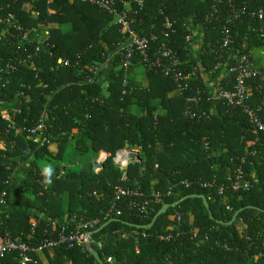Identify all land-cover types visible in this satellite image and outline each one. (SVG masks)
Returning <instances> with one entry per match:
<instances>
[{
	"label": "trees",
	"instance_id": "1",
	"mask_svg": "<svg viewBox=\"0 0 264 264\" xmlns=\"http://www.w3.org/2000/svg\"><path fill=\"white\" fill-rule=\"evenodd\" d=\"M0 1L21 24L19 31L10 33L0 25V191L6 190L9 207V218L2 226L26 236L34 218L37 242L46 236L51 220L73 213L100 215L109 204L114 184L139 185L145 194L159 191L163 197L143 217L132 207L120 205L122 213L94 232L105 243L99 251L103 261L111 255L114 261L109 264H264V134L253 133L247 116L239 109L231 110L224 99H207L206 73L217 63L219 52L213 40L226 24L228 9L242 0L132 4L137 10L132 15L137 33L157 35L178 53L180 69L195 68L196 76L181 92L176 91L178 84L171 75L152 64L160 42L151 43L149 62L134 58L125 78L119 27L110 14L90 2L52 0L49 6L54 12L49 13L46 0ZM246 1L253 8L264 7V0ZM32 10H38V15L33 17ZM166 19L175 29L169 41L160 34ZM247 19L258 26L254 18L231 25L232 49L250 51L264 45L258 33L248 29ZM185 21L191 27H203L214 51L205 42L201 47L184 42ZM63 24L69 27L63 29ZM47 28L49 35L43 37L39 50L37 37L30 42L16 40L24 31L35 36ZM139 66L145 84L134 75ZM216 81L228 87L223 80ZM250 87L251 102L261 105L263 114L264 80L254 78ZM197 89L202 96L199 108L186 101ZM188 106L204 110L207 117L192 119L185 113ZM2 110L9 119L2 116ZM40 119L45 127L39 130L40 141L34 142L29 130ZM134 147L141 154L128 164L126 180H121L113 156L119 149ZM101 151L107 157L96 171L93 163L98 156L104 157ZM238 167L249 187H228L220 193L219 185H229ZM45 169L51 170L50 176H45ZM203 182L208 185L202 186ZM190 194L206 197L212 217L201 198H186L169 207L152 227H135L148 224L163 204ZM241 208L236 220L228 224ZM168 235V239L160 238ZM50 261L99 264L93 255L65 246L55 248Z\"/></svg>",
	"mask_w": 264,
	"mask_h": 264
},
{
	"label": "built area",
	"instance_id": "2",
	"mask_svg": "<svg viewBox=\"0 0 264 264\" xmlns=\"http://www.w3.org/2000/svg\"><path fill=\"white\" fill-rule=\"evenodd\" d=\"M51 1L46 0V11L49 13L54 12V9L49 6ZM83 1H88L100 10L110 14L114 24L118 25L120 32L118 45L122 54L120 66L124 69L125 78L134 58L138 56L143 61L149 62L148 51L150 45L156 42H160V45L158 47V54L155 56L152 64L159 65L163 68L166 75L173 77L178 84L176 91L181 92L186 88L188 81L196 76L195 68L184 71L178 67V65L182 64L178 53L171 46L166 45L164 40H158L159 37L155 34L146 36L137 33L132 19V15L136 14L137 10L132 7V4L142 5L143 0ZM31 14L33 17L38 15V10H32ZM243 18H254L258 22V26L254 27L251 19H247V27L251 31L257 32L262 38V43H264V7L259 5L253 8V5L246 0L232 5L228 9L226 24L223 26L220 36H217L213 40V44L219 52L216 54L218 57L217 63L206 73V82L210 89V94L207 96V99H224L231 110L239 109L247 116L249 129L253 133L262 132L264 134V113L262 114L260 111L261 105H257V107L253 106L251 102L252 94L250 93L251 80L257 77L264 80V48H262L264 45L255 46L250 51L239 48L232 49L231 47L230 26ZM0 25L3 26L7 33L16 32L21 29L18 17L2 1H0ZM182 25L186 31L184 36L185 43H191L194 47L196 44H200L199 47H201L205 42L206 46L210 47L211 51H214L212 48V40L203 35L202 26L195 25L191 27L186 21ZM174 31L173 23L169 19H166L160 31L161 38L164 37L165 40L169 41ZM36 32L37 30L35 29L32 33L35 34ZM48 35V28L42 32V35L35 36H30L28 31H24L20 36L16 37V40L18 42H30L31 38L36 39L37 37L39 45L36 47V50H39L41 48L40 43L44 41L43 37ZM9 42L10 40L7 41V43ZM243 42L246 43L247 38ZM203 48L205 49V47ZM256 49L262 52L261 61L257 59V55L255 54ZM194 53L197 54L199 52L195 50ZM27 60L25 59L24 63H28ZM197 60H200V58H197ZM61 61V59H58V63ZM220 67H222V71H220ZM7 68L13 70L14 66L7 65ZM216 79L219 81L223 80L228 87H224ZM183 82L184 84H182ZM201 97L200 90L197 89L195 95L186 97V101L193 102L194 106L199 108L198 100ZM185 113L197 121L207 117L204 110L195 109L192 106H188ZM1 114L5 119H9L7 111L2 110ZM44 127L45 125L42 119H40L39 124L29 130V137L33 135L34 142L40 141L39 130ZM1 145L3 147L4 143H1ZM104 154V157L99 156L94 162H99L103 165V161L107 157V154ZM262 158L264 161V155ZM137 159H139L137 152H133L130 148H123L116 151L113 156V162L121 172V180H126L128 164ZM181 183L189 186V183L185 180L181 181ZM207 185V183H202V186ZM249 185L250 182L245 177L243 169L238 167L233 172L229 185H219V192L223 193L228 187L232 190L245 189ZM169 193L170 190H168L167 194ZM93 194H96V192H93ZM162 197L163 193L159 191H152L150 194H145L139 185L137 187H128L121 184H114L112 186L111 196L109 197V204L105 209L100 211V215L90 217L86 213H73L72 215L62 216L57 220H51L49 229L45 231L46 236L36 242L34 231L36 221L34 218L31 219V231L26 236L13 234L6 226H2L5 220L9 218L7 192L4 189L0 191V226H2L0 227V264H50V259L54 257V249L60 248L61 246L76 248L81 253H87L89 255H92L93 251L99 254V251L104 249L105 243L101 237H94L93 234L98 225L101 224V221L109 220L114 216L120 215L122 213L120 205L122 204L132 207L140 217H143L147 215L153 203L161 201ZM180 218L181 216L178 215L177 221ZM122 236H125V234H122ZM169 237L170 235L160 236V238L166 239ZM34 253L38 258L33 256ZM10 255L13 256L14 260L13 258H8ZM113 261L114 257L108 255L105 257L103 263L109 264ZM62 264H71V262L65 261Z\"/></svg>",
	"mask_w": 264,
	"mask_h": 264
},
{
	"label": "water",
	"instance_id": "3",
	"mask_svg": "<svg viewBox=\"0 0 264 264\" xmlns=\"http://www.w3.org/2000/svg\"><path fill=\"white\" fill-rule=\"evenodd\" d=\"M101 166H102V164L99 163V162H94V163H93V168H94V169H96V168H98V167H101ZM196 197L202 199L205 208L207 209V211H208L210 217H212V216H211L210 209H209V204H208V201H207L206 197H205L204 195H202V194H190V195H187V196H185V197H182V198H180V199L174 201L173 203H165V204H163V205L161 206V208L157 211V213L153 216V218L151 219V221H150L148 224H146V225H135V227H136V228H143V229L150 228V227H152V225L154 224V222L156 221V219H157L161 214L165 213L166 210H167L169 207H176L180 202H182V201L185 200L186 198H196ZM241 210H242V208L239 209V210H237V211L233 214V216H232L231 220L228 222V224H231V223H233V222L236 220L237 215H238V213H239ZM111 221H112V219H110V220L106 221L105 223H103L101 226H99V228L96 229L95 232L100 231L102 228H104L106 225H108ZM219 222H220V223H223V221H219ZM92 255L95 257V259L97 260V262H98L99 264H104L103 261H102V259H101L100 256H99V254H98L96 251H93V252H92Z\"/></svg>",
	"mask_w": 264,
	"mask_h": 264
},
{
	"label": "rangeland",
	"instance_id": "4",
	"mask_svg": "<svg viewBox=\"0 0 264 264\" xmlns=\"http://www.w3.org/2000/svg\"><path fill=\"white\" fill-rule=\"evenodd\" d=\"M67 27H69V25H67ZM262 48H264V47H262ZM260 50V49H259ZM261 50L260 51H258V49L256 50V52H255V54L257 55V59H258V61H261V59H262V57H261ZM134 75H135V77H136V79L137 80H139L140 82H142V83H146V79H145V77H144V75H143V73H142V67H136V69H135V71H134ZM173 94V92H170L169 93V95H172ZM134 150H135V152H137V155L139 156L141 153V149L139 148V147H134ZM99 157V156H98ZM94 161H96V160H94ZM42 164H45V163H42ZM45 165H49V166H51L52 164L51 163H49V164H45ZM94 170H96V171H98V170H100V167H98V168H96V169H94ZM237 227H238V230L241 232V230H242V228H243V224H242V222L240 221V219L239 220H237Z\"/></svg>",
	"mask_w": 264,
	"mask_h": 264
},
{
	"label": "clouds",
	"instance_id": "5",
	"mask_svg": "<svg viewBox=\"0 0 264 264\" xmlns=\"http://www.w3.org/2000/svg\"><path fill=\"white\" fill-rule=\"evenodd\" d=\"M51 175V170L50 169H45V176H50Z\"/></svg>",
	"mask_w": 264,
	"mask_h": 264
},
{
	"label": "crops",
	"instance_id": "6",
	"mask_svg": "<svg viewBox=\"0 0 264 264\" xmlns=\"http://www.w3.org/2000/svg\"><path fill=\"white\" fill-rule=\"evenodd\" d=\"M67 25H69V24H63L61 27L63 28V29H67ZM257 50V49H256ZM101 152H103V153H105L104 151H101Z\"/></svg>",
	"mask_w": 264,
	"mask_h": 264
},
{
	"label": "bare ground",
	"instance_id": "7",
	"mask_svg": "<svg viewBox=\"0 0 264 264\" xmlns=\"http://www.w3.org/2000/svg\"><path fill=\"white\" fill-rule=\"evenodd\" d=\"M132 151H133V152H135V150H134V149H132ZM100 157H103V156H100Z\"/></svg>",
	"mask_w": 264,
	"mask_h": 264
}]
</instances>
